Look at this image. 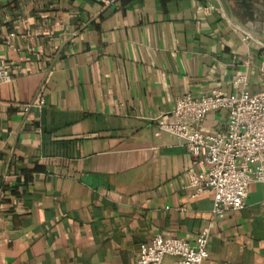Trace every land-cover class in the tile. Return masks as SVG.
<instances>
[{
  "label": "crops",
  "instance_id": "1",
  "mask_svg": "<svg viewBox=\"0 0 264 264\" xmlns=\"http://www.w3.org/2000/svg\"><path fill=\"white\" fill-rule=\"evenodd\" d=\"M258 2L0 0V264H136L153 236L203 229L202 264H264V184L214 217L187 187L204 168L154 120L238 77L264 90V43L241 28L264 35Z\"/></svg>",
  "mask_w": 264,
  "mask_h": 264
},
{
  "label": "built area",
  "instance_id": "2",
  "mask_svg": "<svg viewBox=\"0 0 264 264\" xmlns=\"http://www.w3.org/2000/svg\"><path fill=\"white\" fill-rule=\"evenodd\" d=\"M11 79V74L0 68V85L9 84ZM236 83L242 87L234 95H223L217 89L198 98L184 94L170 111L154 119L157 135L175 138L204 168L200 175L189 171L187 187L193 189L192 198L212 194L211 214L216 218L244 208L251 182L264 184V90L248 92L244 77H238ZM41 105L28 103L22 111ZM219 111L225 118L222 126L212 133L202 131L205 118ZM207 243V229L192 243L155 235L149 243L138 246L136 264H202L208 257ZM168 257L175 260L165 263Z\"/></svg>",
  "mask_w": 264,
  "mask_h": 264
},
{
  "label": "rangeland",
  "instance_id": "3",
  "mask_svg": "<svg viewBox=\"0 0 264 264\" xmlns=\"http://www.w3.org/2000/svg\"><path fill=\"white\" fill-rule=\"evenodd\" d=\"M258 8V16H259V20L260 21H264V0H259V2H258V6H257ZM262 29H264V27L262 28ZM175 259L174 258H165L164 259V262L165 263H168V262H172V261H174Z\"/></svg>",
  "mask_w": 264,
  "mask_h": 264
},
{
  "label": "water",
  "instance_id": "4",
  "mask_svg": "<svg viewBox=\"0 0 264 264\" xmlns=\"http://www.w3.org/2000/svg\"><path fill=\"white\" fill-rule=\"evenodd\" d=\"M242 30L248 34L252 39L258 41V42H263L264 43V35L259 34L258 32L249 29V28H245V27H241Z\"/></svg>",
  "mask_w": 264,
  "mask_h": 264
}]
</instances>
